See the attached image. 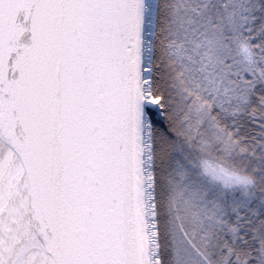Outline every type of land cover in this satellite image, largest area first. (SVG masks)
<instances>
[{
  "label": "snow or ice",
  "instance_id": "snow-or-ice-1",
  "mask_svg": "<svg viewBox=\"0 0 264 264\" xmlns=\"http://www.w3.org/2000/svg\"><path fill=\"white\" fill-rule=\"evenodd\" d=\"M0 264H264V0H0Z\"/></svg>",
  "mask_w": 264,
  "mask_h": 264
},
{
  "label": "clouds",
  "instance_id": "clouds-1",
  "mask_svg": "<svg viewBox=\"0 0 264 264\" xmlns=\"http://www.w3.org/2000/svg\"><path fill=\"white\" fill-rule=\"evenodd\" d=\"M201 170L208 175V177L218 183L228 184L229 186H243L249 182L250 178L243 172L238 170L227 169L224 172H220L219 169H215L212 162H202Z\"/></svg>",
  "mask_w": 264,
  "mask_h": 264
}]
</instances>
